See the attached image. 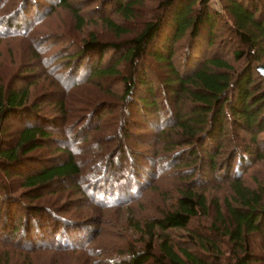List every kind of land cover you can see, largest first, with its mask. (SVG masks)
<instances>
[{"label":"trees","instance_id":"16d2710c","mask_svg":"<svg viewBox=\"0 0 264 264\" xmlns=\"http://www.w3.org/2000/svg\"><path fill=\"white\" fill-rule=\"evenodd\" d=\"M71 1L58 0L57 5L71 10L78 27H82L84 17ZM32 2L21 0L16 9L3 17L4 31L0 33V38L8 36V30L21 28L16 24L18 18H23L25 29L35 21L33 18L39 17L40 20L41 16L46 17L53 11L51 5L45 7ZM115 2L116 10L125 21L141 19V28L133 33L108 18L105 20L116 34H131L128 41H104L91 33L81 42L77 52L58 60L55 53L45 52L44 43L37 40L33 55L44 58L45 73L61 87L63 97L65 94L71 95L83 85L123 75V65L129 64L130 73L123 76L125 91L120 100L125 108L132 105L139 111L144 109L145 116L153 113L159 115L165 107L158 103L154 87L149 86L150 71L140 60L148 56L163 63L170 70L165 84L173 88V95L178 96L177 102L182 94H186L192 104L187 113L181 105L178 106L176 118L182 134L190 140L199 138L203 142L200 149L211 171H222L228 177L234 166L231 163L233 159L229 158L228 163L216 161L228 131L244 130L251 135L253 142H258L259 134L264 132V72L259 68L260 65L264 67V0H157L156 5L142 14L140 10L146 8L145 0ZM38 21L33 23L34 29ZM28 32L31 33L30 28ZM222 34H229L230 37L224 38ZM221 35L222 45L217 46ZM33 36L31 40H34ZM178 45H182L181 49ZM224 47L231 50L235 61H243L240 72L222 52ZM109 53L114 57L102 66L105 55ZM175 60L180 61L179 66H176ZM180 65L185 73L180 70ZM145 87L144 95L137 92L138 88ZM30 94L28 85H6L0 76V144L7 134L9 119L18 118L24 123L17 132L14 146L0 147V172L3 176L0 177V241L12 242L11 245L29 251L39 248L67 250L74 245L71 242L79 241L82 237V224L58 213L57 209L35 203L42 193L61 186L68 188L69 183L88 194L89 204L110 208L125 205L129 201L128 193H132L130 189L141 184H130V178L126 183L120 182L119 168L108 169L109 157L101 170L91 175L89 183L77 181L83 170L71 147L65 150L59 148L63 154L61 157L38 161L40 166L33 167L37 160L31 161L26 156L52 139L53 132L47 127L50 122L56 125H66L67 122L62 112L59 117L42 115L36 101L29 103ZM56 104L65 109L63 101ZM109 112L102 110L96 121ZM72 126L70 123L69 127ZM78 131L82 136L83 128ZM87 136L86 133L76 143L85 142ZM195 151L189 149L188 158H196L198 150ZM236 151L238 155L240 151ZM262 154L256 146L246 145L239 155V164L247 165ZM10 177L23 178V186L30 190L22 195L17 194L6 180ZM232 185L233 199L226 201L224 209L218 202L214 205L216 217L211 224V235L196 234L192 238L191 243L196 250L194 247L178 246L166 231L187 228L198 216L209 214L211 207L206 196L188 187L182 190L174 209L165 211L161 218L147 224L150 239L143 249L134 247L110 264L263 262L264 256L258 257L251 239L258 235L264 244V186L249 187L238 174L233 178Z\"/></svg>","mask_w":264,"mask_h":264},{"label":"rangeland","instance_id":"374dc122","mask_svg":"<svg viewBox=\"0 0 264 264\" xmlns=\"http://www.w3.org/2000/svg\"><path fill=\"white\" fill-rule=\"evenodd\" d=\"M20 1L0 0V33L4 31L3 17L11 12L10 10L16 9ZM31 1L45 7L51 5L53 11L46 17L41 16L40 20L39 17L33 18L35 21L29 23L25 29L22 25L23 18H18L16 24L21 28L8 30L9 35L0 38V76L6 85H28L31 91L29 103L36 101L41 107L40 113L49 118L59 117L61 112L64 113L67 123L56 125L50 122L47 127L53 132L52 139L45 141L42 148L27 154L26 158L37 160L33 167H39L38 161H51L61 157L63 154L59 150L71 147L83 170L77 181L89 183L91 175L97 174L98 169L101 170L109 157L108 169L119 168L118 177H122L120 182L126 183L130 178V184L137 182L141 185L130 189L132 193H128L129 201L125 205L110 208H98L89 204L88 194L69 183L68 188L61 186L52 191L41 192L43 195L36 199L35 203L48 209H57L58 213L66 215L65 217L79 221L83 228L80 229L85 232H82L79 241L76 239L74 243L71 242L74 245L67 250L39 248L37 251H29L11 245L12 242L0 241V264H110L134 247L143 249L150 239L147 224L161 218L165 211L174 209L182 190L188 187L206 196L211 207L209 214L198 216L187 228L166 231L178 246L194 247L191 241L196 234H210L212 221L216 217L214 205L218 202L224 209L226 201L233 199L232 182L237 174L249 187L264 186V132L259 134L258 143L252 141L248 132L230 129L222 142L216 161L228 163L232 158L231 163L234 166L228 177L222 171H211L206 156L200 149L203 142L199 138L190 140L182 134L178 126V106L181 105L185 113L189 112L192 105L190 98L182 94L177 102L178 96L173 95V88L165 84L170 70L153 58L145 56L140 62H145L143 64L150 71L149 86L154 87L158 103L165 107L159 115L153 113L145 116L144 109L139 111L132 105L125 108L120 100L125 91L123 76L130 73L129 64L123 65V75L83 85L71 95L65 94L63 97L61 87L45 73L43 65L46 61H42L44 58H36L33 55L37 40L44 43L45 52L55 53L58 60H63L77 52L81 42L89 38L91 33H95L104 41H128L127 38L131 35L129 33L141 28V19L125 21L122 14L116 10L115 0H72L74 8L80 9L84 17L83 26L78 27L72 11L63 5H57L58 0ZM144 4L146 8L140 10L141 14L156 5L157 0H145ZM107 18L130 29L129 33L116 34L106 23ZM36 21L38 24L34 29L32 25ZM29 28L31 33L28 32ZM32 34L34 40H31ZM222 35L218 37L217 46L222 45L220 41L223 37L229 36ZM178 46L181 49L182 45ZM222 52L226 53L236 71L240 72L243 61H235L231 50L228 51L225 47ZM211 53L213 54V51ZM112 56L110 53L106 54L102 66L108 64ZM96 57L97 55L93 60ZM175 61L176 66H179L180 61ZM180 70L185 73L181 65ZM145 89L146 87L138 88L137 92L144 95L147 90ZM58 101H63L64 110L56 104ZM104 109L111 112L106 113L97 122L96 117ZM70 123L73 124L72 127H69ZM7 124L8 131L2 137L3 143L0 147L14 146L17 132L24 126L23 121L18 118L9 119ZM82 128V136L87 133L88 139L76 143L78 139L84 138L78 133ZM250 144L259 148L263 154L260 158L251 159V163L240 166L239 155L243 147ZM191 148L196 150L195 153L198 150L194 159L188 158ZM237 149L240 151L238 155ZM0 177L3 178L1 172ZM6 180L17 194L22 195L24 191L30 190L23 186V178L10 177ZM251 245L258 257L264 256V244L260 236H254ZM257 264H264V261Z\"/></svg>","mask_w":264,"mask_h":264},{"label":"water","instance_id":"95a60500","mask_svg":"<svg viewBox=\"0 0 264 264\" xmlns=\"http://www.w3.org/2000/svg\"><path fill=\"white\" fill-rule=\"evenodd\" d=\"M259 67H260L261 71L264 72V67L261 65Z\"/></svg>","mask_w":264,"mask_h":264}]
</instances>
